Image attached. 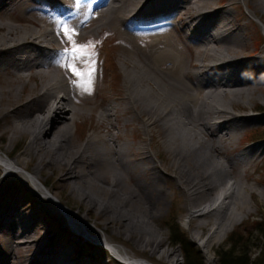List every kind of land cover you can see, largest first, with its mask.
Here are the masks:
<instances>
[{
  "label": "bare ground",
  "instance_id": "bare-ground-1",
  "mask_svg": "<svg viewBox=\"0 0 264 264\" xmlns=\"http://www.w3.org/2000/svg\"><path fill=\"white\" fill-rule=\"evenodd\" d=\"M213 1L43 0L37 7L0 0V171L7 172L0 175V264H115L108 242L132 264H179V249L166 247L164 232L151 223L174 181L185 199V223H194L191 237L197 241L206 230L207 251L251 213L247 194L254 196L255 177L248 167L264 156V126L245 137L261 143L236 154L226 145L264 121L263 114L241 112L256 107L249 99L263 86L264 55L244 51L243 26L225 6L217 18ZM248 1L255 14L263 9L264 21V0ZM62 28L76 44L94 31L119 34L127 50L118 56L123 66H115L111 95L101 90L103 67L93 91L68 73ZM93 54L105 59L104 50ZM88 120L89 132L75 136L73 128ZM18 166L33 172L37 190ZM61 186L80 203L64 208L68 201L51 189ZM48 199L67 215V227L46 210ZM34 201L35 213L49 219L34 217L27 205ZM220 203V214L209 219Z\"/></svg>",
  "mask_w": 264,
  "mask_h": 264
},
{
  "label": "rangeland",
  "instance_id": "rangeland-1",
  "mask_svg": "<svg viewBox=\"0 0 264 264\" xmlns=\"http://www.w3.org/2000/svg\"><path fill=\"white\" fill-rule=\"evenodd\" d=\"M29 2L31 4H34L37 7L38 6L42 7L45 5L43 3V0H29ZM249 3H250V5H252V3L249 2L248 0H214L212 3H209L208 6H213V7L217 6L216 9L218 12L215 15L217 18H219V15L221 14L220 9H222L223 6H225L224 10H227L231 14V17L236 22H238L239 24H241L243 26L244 34L246 32L247 36H248L246 43L244 44V51H245V48H247V50H246L248 52L247 54L250 57L251 56L253 57V56L264 55V21L261 20V18H260V14L263 12V9L261 7H258V13L255 14L253 12L252 7L249 5ZM53 7H55V6H53ZM55 15L56 16L54 19L57 20V18H58L57 13H55ZM168 28L171 29V26H169ZM186 30L188 31V29H186ZM61 31L65 35V38H66L65 44H66L67 48L76 49L77 54H79V53H89L90 54L87 57V62L89 63V65L91 67L95 68V73H94V77L92 79V83L88 84L87 85L88 87L85 86V80L83 78H80L81 83L84 87V90L89 91V89H91L93 91L94 88H98L97 85H98V79L100 76V67H103L104 78H103L101 90L104 91L106 94L111 95L113 86L116 83L115 66L119 69H121L123 66L122 61L120 59H118V56L121 57V54L123 53V51L126 52V50H127L125 44L118 38L119 34L116 32L113 35H104L102 33V31H94L91 34L90 38H88L87 36L79 37V40L76 42L78 44L85 45V47L77 49L78 44H76L72 40L68 39V37H70V35L66 33L67 31H64L63 28ZM105 31L111 32L109 29H106V28H105ZM138 32H139V34L142 33L141 35L145 36L149 31L148 32L144 31L141 33H140V31H138ZM173 32L176 35H178L176 30H174ZM106 36H107L108 40H106L104 42V46H103L102 45V39H103V37H106ZM136 41L134 42V44L138 45L140 48L144 47L138 41H137L138 43ZM95 48H98L99 50L105 51V55H104L105 59H103L102 57L98 58V56L97 57L93 56L94 55L93 51L95 50ZM93 61H94V63H93ZM63 63L66 67V65L68 64L67 57H65V60L63 61ZM72 63H76V65L78 67H80L79 63L75 60H73ZM66 68H67L68 73L71 74L72 69H70L68 67H66ZM249 100H250L249 104H251V106L255 105L256 107L254 106L255 108L252 109V108H250V106H247L244 110H241V112H243V113L252 112V113H259V114L264 115V83H263V86L260 88V90L256 93V95H254L253 98L249 99ZM241 103L245 104L246 102L244 100H241ZM116 113H122V112L120 110H118ZM89 123H90V121L88 120L85 123L79 124L78 126L74 127L73 128V134L75 136H78L80 134H84V136H85L89 132V130H88ZM257 124L264 126V121L262 119H260V122H254L253 126H255V127H252L250 129H247V130L245 129L244 131L239 133L234 138L233 142L226 145V147L230 148V151H233V153L236 154V153H239L241 151L246 150L251 145L261 143L262 141H256V140L246 141L245 140L246 135H249L250 133H252V132L254 133L257 131V129H256ZM122 132L128 136L127 138H129L131 136V134H128V132L124 126L122 127ZM151 150H153V149L151 148ZM19 151H20L19 148L16 149L14 152V155L18 154ZM161 153L166 155V156L168 155V153L165 151L164 148H161ZM154 154H156V153L154 152ZM156 158L159 159L157 156H156ZM16 172H19L21 174L22 178L24 179L25 183L27 184V186L31 190L35 191L34 189H36V188H34V187L35 186L37 187V185H36V182H34L35 180H34L33 172H31L29 169L26 170L25 168L20 167V166L17 167ZM248 172L252 173L253 176L255 177V180L249 181V183H251L255 186V192H253L254 196L252 197V196L247 194V197L249 198L250 203H251L252 211L250 214H248L244 218V220L242 222L236 224L227 233L224 240L216 241V243H214L212 249L209 251H207V248H205L203 246V242H205V237L207 236L206 230H202L203 233H202L201 239H199L197 241H193L191 236L193 235L192 229L194 227V223H192L191 225H186V223H185V218H187L186 217L187 208H186L185 199L183 197V194H181V192L178 189L175 181L168 184L172 189V195H171V197H169V201H166L167 204L163 208L162 212L158 216H156L154 218V220L151 221V223L159 231L162 230L164 232V239L166 240V247L179 249V258H180L179 264H186V262H187V259L185 257V248L186 247H188L191 251H193L200 258L202 264H218V262H219V255H218L219 250L228 244L227 241L231 237V235H232V237H236L237 239H240L239 237L245 238L246 236H248L250 241L248 242V245L245 247L247 252L249 254L253 253V255L257 254L259 252V244H260V238H261V235L259 234V223L264 222V195L260 194V192L262 190H264V156H263V158H261L257 161L255 167L249 166ZM6 173L7 172H4L3 167H2V170L0 171V175L6 174ZM46 173H47V175H50L52 173V171L47 169ZM168 176L170 178L173 177V176H171V174ZM55 178H56V176L49 179V182L47 184L48 187L55 184V182H56V180H54ZM241 179L243 181H245L243 174L241 176ZM230 182L231 181H229L228 184H230ZM34 183H35V185H34ZM222 187L223 186L219 187V189H218V192H217L218 197H222V191H223ZM63 188H65V189H63ZM51 189L56 194L58 192V196L64 202L68 201L67 202L68 205L64 206V208L66 207V208L70 209L71 204L73 205L74 203H80V201L77 200L76 197L70 193V190L67 187L61 186V187H56V188H51ZM51 195H53V194H51ZM23 197L24 196L19 194V196L17 197L18 198L17 201H19V199H22ZM57 201L61 204V202L59 200H57ZM25 202H27L26 199H25ZM40 202L41 201H38V203H40ZM47 202H48L47 204L49 206L46 207L44 205V207H46V210L48 212H53L56 215L58 214L59 215L58 219L61 220L60 222H58L60 224V226L62 225V226L67 227L68 226L67 215H65L63 212H61V210L58 208V206H56V204L53 200L48 199ZM58 202H56V203L59 204ZM36 204H37V202L35 203V201L27 203L28 208H30V210L34 213V217L36 219L41 218L40 220H42V218H44L46 220L49 219L45 212L43 213L42 211H40V212L35 213L34 207L36 206ZM220 204H221L220 208L216 211H213L211 213L209 219H213L217 215L220 214L223 206L225 205L223 203H220ZM77 206H78V204H76L71 209V211L76 213V210L78 209ZM95 216H97V214ZM87 223L90 227H94L95 220L92 219L90 221H87ZM55 230L56 229H54L53 231H55ZM97 230H100V232H102V234H103L102 235V241L104 243H106L107 241L105 240V235H104L103 230L101 228H97ZM56 232L57 231H55L54 233H56ZM50 237H53V236H50ZM57 237H58V242H63L64 237L62 236V233H58ZM114 243L117 244L118 246L124 248L125 250H127L128 248L130 249V247L124 245L120 241H115ZM108 244H109V242H108ZM110 244H113V243H110ZM105 251L107 253L106 255L109 256L108 251L107 250H105ZM128 256L139 257L133 253H130ZM143 258H147V257H143ZM110 260H111V257H110ZM111 262L115 263V264H122L121 262H118L114 258H112Z\"/></svg>",
  "mask_w": 264,
  "mask_h": 264
},
{
  "label": "trees",
  "instance_id": "trees-1",
  "mask_svg": "<svg viewBox=\"0 0 264 264\" xmlns=\"http://www.w3.org/2000/svg\"><path fill=\"white\" fill-rule=\"evenodd\" d=\"M259 234L261 235L259 252L257 254L248 253L246 246L250 241L249 237L245 238L231 237L228 244L219 250L218 264H264V222L259 223ZM186 264H202L200 258L188 247L185 248Z\"/></svg>",
  "mask_w": 264,
  "mask_h": 264
},
{
  "label": "snow or ice",
  "instance_id": "snow-or-ice-1",
  "mask_svg": "<svg viewBox=\"0 0 264 264\" xmlns=\"http://www.w3.org/2000/svg\"><path fill=\"white\" fill-rule=\"evenodd\" d=\"M69 40H71V37H68ZM85 45L78 44L77 49L84 48ZM63 55L67 57L68 64L66 67L72 69L73 75L75 77H81L85 80L86 84H91L92 79L94 77L95 68L91 67L89 63L87 62V57L90 55L89 53H79L77 54L76 49L71 48H65L63 50ZM73 60L77 61L80 65L78 68H73L72 62ZM94 63V61H93ZM87 90V89H86Z\"/></svg>",
  "mask_w": 264,
  "mask_h": 264
}]
</instances>
